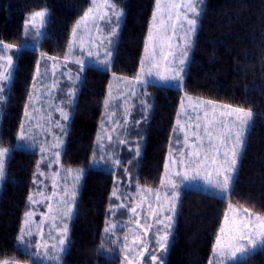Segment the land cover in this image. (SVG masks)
Segmentation results:
<instances>
[{"label":"trees","instance_id":"16d2710c","mask_svg":"<svg viewBox=\"0 0 264 264\" xmlns=\"http://www.w3.org/2000/svg\"><path fill=\"white\" fill-rule=\"evenodd\" d=\"M123 1L125 13L110 69L87 66L82 72L60 157L62 168L84 171L60 264H121V244L112 241L125 230L117 228L105 239L104 229L110 221L131 217L125 214L127 209H114L118 197L136 195L137 187L161 186L184 94L250 108L254 113L228 196L196 187L181 189L166 264H210L229 203L264 215V0H206L182 88L146 84L138 93L140 100L136 98L128 107L127 116L118 117V122L127 124L123 135L112 142L98 141L111 77L137 75L156 8V0ZM90 5L91 0H0L2 44L21 46L26 16L43 8L48 11L38 49L15 50L13 75L0 116V146L11 149L0 189V261L38 264L24 254L16 238L29 211L28 197L35 189L41 154L17 146L18 135L39 56L63 57L74 25ZM94 152L96 160L104 156L102 167L90 166ZM109 154L122 163L109 161ZM243 264H264V250L244 259Z\"/></svg>","mask_w":264,"mask_h":264},{"label":"snow or ice","instance_id":"6c2138e0","mask_svg":"<svg viewBox=\"0 0 264 264\" xmlns=\"http://www.w3.org/2000/svg\"><path fill=\"white\" fill-rule=\"evenodd\" d=\"M92 6L89 7L83 14L80 20L76 22L72 29L73 38H75L81 28H88L89 24L96 25L97 32H100L101 29L98 24V20H106L109 25L112 24V17H115L116 23L114 27H111V30L108 32L109 37H115L117 35V29L120 27V20L123 16V10L118 8L117 4L113 2V0H91ZM204 5V0H183L182 3L176 4L174 2H170L167 5H162L161 0H156V8L153 11L152 21L149 25V33L148 37L145 41V55L141 59V68L137 73L135 78V83L131 84L132 91H135L136 87L141 84H148L152 81L149 79L155 76L161 82L168 81H176L178 82L177 86H182L183 84V73L185 71V62L188 59L189 51L188 49L191 47L192 36L195 34L198 26V18L201 15L202 9ZM167 9L168 17L167 20L163 18V11ZM173 9H184L183 15L181 12H176V20H180L181 18L186 21L187 28L186 34L182 37L184 43L183 45H175V47L182 48L183 50L180 52L179 57L176 56L173 44L171 43L173 37L175 36V21L172 17ZM191 13V16L188 14ZM47 16V10H40L32 13L26 20L24 24V34L25 37H28L29 34L34 30L35 31V39L37 43L39 42V37L41 35L43 26L45 24V19ZM160 17V23L157 24V18ZM169 27L173 29V37H169L166 35ZM183 28L184 25L181 24ZM89 41H91V34L89 33ZM3 42L0 41V44ZM109 45L114 44V40L109 39ZM86 41L81 39L79 47L82 50L81 58H77L74 60V63L80 66V71L83 72L85 67L87 66L86 60L83 56L87 55V57H98V52H93L91 49L85 48ZM103 44V39L101 40V45ZM167 46L168 52L164 53L163 49ZM13 45L4 44V50L11 49ZM76 47L75 39L69 42V53L65 55V59H68V56L71 54V49ZM160 47L161 52L159 58L156 54V48ZM113 55L112 51H105V58L102 60H97L96 62L99 64H103L106 67L111 64V57ZM169 57H172L169 60ZM4 57L0 56V60H3ZM8 68L10 69L13 64V60L11 56L7 57ZM178 65V66H174ZM162 69V70H161ZM11 78V73L7 69L5 71H0V102L5 100V88L7 86V82ZM35 79V78H34ZM81 77L79 75L76 76L75 80H73V84L75 85L77 80H80ZM77 94V88H70L68 91V104L73 103L72 98ZM31 100V94H30ZM111 98V95L110 97ZM189 101V106L193 107V111H198L205 107V104L213 105V111H215V105L211 101H198L194 106L192 104V98H187ZM109 104V99L105 100V107L107 108ZM27 109V105L25 106ZM224 108L229 109L227 112H221V116L234 117V119L230 123H224L223 121H216L213 119H208V113L205 112V123L203 124V136L200 134L201 124L197 123L195 125V130H192L193 126L189 124L187 129L181 125V130L185 131L184 136V145L185 147H190L192 150L187 153L188 161L185 166L184 161V153L181 150V166H184V170H177L174 175L176 177H182L183 181L196 180L197 177L202 175V167H206V162L209 159L208 153L212 152L214 155L212 156V164L217 165L212 171L207 172L204 175V182L215 189H219L221 194H227L231 191V184L234 179V174L237 171L238 161L241 156L242 148L245 143V137L247 130L254 119L253 111L248 108L245 109L243 107H232L230 105H224ZM184 104L182 101L181 109L183 110ZM61 113V117L64 120L69 119V113L66 112L63 108L58 109ZM181 113H178V117ZM27 116V111L25 112ZM199 120L200 117L197 116ZM179 124V119L177 120ZM57 126L61 127L62 131H66L64 126L60 125L59 122ZM189 135L195 137V141L192 144H189ZM29 137H26L23 133V125H21V133L18 135L19 140H25ZM101 138L98 137V141ZM207 139V150H205L204 140ZM109 140H111V136H109ZM121 144L125 143V141L121 140ZM63 144L61 140L58 144L53 147L59 148ZM231 144L230 155L226 150L224 153V159L222 162H219L220 150L222 147ZM99 147L101 150L103 149V144H100ZM11 149L0 147V181H3L5 178V167L6 161ZM47 151L46 148L42 147L41 152ZM204 154V159L201 160V154ZM57 158L60 153L57 152L55 154ZM95 152L93 154L92 163L96 164L97 161L95 159ZM136 155L139 156V146L136 149ZM101 159H104V156H101ZM108 160L112 161L114 164L119 165L122 163L120 159H113L112 155H108ZM132 161H129L131 163ZM177 161L172 160V164L175 165ZM39 164V162H38ZM166 172L168 169V164H165ZM69 174L72 173V169L67 170ZM127 171V169H126ZM77 174L75 176V181L78 183L80 180V175L82 174V170H76ZM214 173V174H213ZM222 177V179H221ZM165 182L167 185L171 186L172 192L169 196L165 193L163 197V201L161 202L160 193H156V199L159 203L157 209H151V204H149V208L151 209V216L155 218L156 224H163L165 229L168 231H164L163 235L157 234L156 236V244L158 245L159 251L163 254L167 252L168 245L170 243L169 237L171 235V229L173 228V220L174 215L176 213L177 208V199L179 197V192L177 189L180 185L171 178V176L167 177V181L164 178L161 180V185L164 186ZM55 187V185H54ZM149 193L151 189H147ZM65 196L68 194V189H64ZM137 192H141V189L137 187ZM72 200L73 204L75 203V198L77 194L76 186L73 185L72 190ZM55 195V193H53ZM113 195H116V192H113ZM130 197H124V199H129ZM51 199V197H49ZM30 203H35L33 196L30 194L28 197ZM143 201L141 202L142 205ZM141 205H133L131 207H127V211L133 214V217H140L143 215L142 212L138 211V208ZM120 208H125L124 204L119 205ZM229 211L225 212L224 222L221 224V227L216 235V241L213 244V256L219 257V264H243V260L247 258H251V256L257 254L258 251L264 250V215L254 213L253 210L249 207L241 205L240 207H236L233 204L229 203L228 205ZM52 211L51 205H49V212ZM167 212H171L172 215H164L163 219H160L159 216L163 215ZM74 212V208L69 206L63 212L65 217L69 219L72 217ZM229 212H231V217L229 216ZM32 212L25 213V226L21 228L20 234L17 236V244L21 247L24 254H26L30 260L33 258H42L48 261H53L55 264H60L62 259V254L66 251L69 236H68V225L64 223L63 227L59 229L58 237H51V233H49L50 239L53 241L51 244L47 240L44 239L43 236V221H41L40 225H37V228L40 230V238L38 240L33 239V231L30 227L32 223ZM55 219V217H52ZM136 228H144V235H147L148 231H150L153 227L152 224L141 225L139 219L135 220ZM117 225L112 224L106 226L104 229L105 239L108 238L107 234H115V229ZM131 231V229H129ZM127 240V237H125ZM117 241L113 240L112 244H116ZM133 245H139L138 249L133 248L132 250H136L139 253V259H143L145 253L149 251V245L146 244L143 239L139 236L136 237L133 241ZM33 246L35 247V251H32ZM101 249L103 248V244H101ZM124 249L127 251L129 249V245L127 243L124 244ZM41 250L43 252L41 253ZM111 251V250H109ZM124 260L127 261V264H133L132 260L129 259L127 255H125ZM152 264H166V260L163 255H151ZM0 264H18V261L6 260L0 261ZM122 264L124 262L122 261ZM212 264V261H210Z\"/></svg>","mask_w":264,"mask_h":264},{"label":"rangeland","instance_id":"374dc122","mask_svg":"<svg viewBox=\"0 0 264 264\" xmlns=\"http://www.w3.org/2000/svg\"><path fill=\"white\" fill-rule=\"evenodd\" d=\"M121 1H123V0L118 1L119 3H117V6H118V8L123 10V16H124V13H125V6L124 5L125 4H124V1L123 2H121ZM205 1L206 0H204V4H205ZM100 2H102V0H100ZM170 2L180 4L183 2V0H161L162 5H167ZM91 6H92V4L90 5V7ZM203 7H204V5H203ZM44 9L45 8L40 9V10H44ZM40 10H37V11H40ZM37 11H34V12H37ZM177 11L181 12V14L183 15L185 10L184 9H173L172 10V17H173V20L175 21V25H176L175 26V36L173 37V29L171 27H169L166 35L169 37H173V39L171 41V43L173 45H177L174 38H180L181 39V45H183L184 41H183L182 37L185 36V34H186L187 24H186V21H184L182 18L180 20H176V12ZM34 12H32V13H34ZM32 13L28 14L26 16V19ZM162 15H163V18L165 20H167V17H168L167 9H165L163 11ZM188 15L191 16V13H189ZM47 16H48V11H47ZM47 16L45 19V24L43 26L41 35L39 37V42H40L41 37L43 36L44 27H45L46 22H47ZM123 16H122V18H123ZM81 17H80V19H81ZM122 18H121V20H122ZM121 20H120V25H121ZM151 21H152V19H151ZM115 23H116L115 17H112V24L111 25H109L106 20H98V24H99V27L101 29L100 32H97L96 25L89 24L88 28H81L75 38H73V35L71 34L70 41L75 39L76 47H73L71 49V54L68 56L67 60L65 59V55L69 53V45H68V49H67V51L63 57H58V58L51 57L50 58V57L45 56V58L43 59L42 58L43 55L39 56L38 62L40 63V66H39V69L37 67V70L35 73V81H34V84L32 87L33 92L31 91V94L34 93V95H33L34 99H31L32 100L31 101L29 98L30 104L28 101L29 106L27 104L28 110L26 109V111H27L28 115L26 116V119L27 120L29 119L30 121H32V125L38 129V132H39L38 134L44 133V136L41 139L31 138L33 146H28L25 144L23 145L21 143V140H19V139L17 142V146H19V147H24V148H29V149H32V147L38 148L40 151V154H41V163H40L38 170H37V179L35 182V189L32 193V196H33V199L35 200V203H29V205H30L29 211L33 213L32 223H31L30 227H31L33 234H34L33 235L34 240H38L40 238V230L37 228V225H40L41 221H43L44 239L47 240L49 242V244H51L53 242L50 239L49 233H52L51 237H56L59 234V229H61L63 227L64 223H67L68 230L70 229V222H71V219L73 216L69 219L68 217H65L63 215V212L69 206H72L74 208L73 200H72V198L68 199V196H69V193L72 195L71 190H72L73 185L76 186V189H78V187L81 186L82 176H83V172H84L82 168H73L72 173L69 174V172L67 171L68 169L61 167L60 157H61V154H62V151L64 148L66 136L63 137L62 133L59 130L54 132L53 128L55 127V129H56L58 120L61 117V113L58 109L63 108V107L58 106V102L56 100H53V99L56 97L55 94L57 92V89L58 90L61 89L63 82L65 80H67V81L71 80L72 81V79L73 78L75 79L77 76V72L80 69V66L77 65L76 63H74V60L77 58H81L82 50L79 47L81 39H84L86 41V44H85L86 49H91L93 52H98V54H99L98 57L97 56L87 57V55L85 53L83 58L86 60L87 66L99 67V68H102L104 70L110 69L111 64H110V66L106 67L105 65L99 64L96 61L98 59L102 60L105 58V56H104L105 51H112L114 54V46L116 45V41H117V37H118L120 27L117 29V35L115 37H109L108 32L111 30V27L115 26ZM156 23L157 24L160 23V17L157 18ZM181 24L184 25L183 28L181 27ZM198 27H199V18H198L197 30H196L195 34L192 36L191 47L188 49L189 56H188V59L184 65L185 70H186L187 64L190 60V57H191L192 48H193L194 40H195L197 31H198ZM89 33L91 34V41H89ZM148 33H149V31H148ZM34 37H35V31L33 30L29 34L28 37L24 38V42L22 43L21 46L13 45V47L11 49H8V50H4V48H3L4 44H1L0 56L4 57V59L0 60V71H5L7 69L8 71H10L11 78H12L15 60L12 59L13 65L9 69L7 57L8 56L12 57V55L14 54V50H16L17 48H18V50L21 49L22 47L23 48H30V49H38L39 42L37 43V40ZM147 37H148V35H147ZM102 39H103V44L101 45ZM109 39L114 40V44L109 45V43H108ZM166 49H167V46H165L163 49L165 54H167L165 52ZM160 52H161L160 47H157L156 48V54H157L158 58L160 56ZM144 55H145V46H144V52H143L142 57ZM112 58H113V55L111 57V61H112ZM171 59H172V57H169V60H171ZM174 66H178V65H174ZM140 68H141V63H140ZM140 68H139L138 72L140 71ZM184 74H185V71L183 73V76H184ZM81 76H82V72H81ZM136 76L131 78V77H124L121 75H112L110 83H109V88H108V93H107L106 99H109L108 106L110 109L112 108L111 111H112L113 115H115V113H116V111L114 110V108L116 107L115 102L119 101L120 102V108L125 110L127 106L130 107L129 106L130 104H132V105L134 104V102L136 101V98L138 96V93L141 91V88H143L146 85V84L138 85L136 87L135 91H132L131 84L135 83ZM11 78L7 82V86L5 88V92H4L5 100L3 102H0V116L2 113L3 104L5 103V101L7 99V91H8L10 82H11ZM47 78H49V82H46ZM149 79L152 81L151 83H154V84H161V85H165V86H169V87H173V88H177V89L182 88V86H177L178 82H176V81L161 82L155 76H153ZM110 95H111V98H109ZM188 97L196 98V99H194L196 101H193V103H192L193 106L199 100H202L205 102L209 101V100H206L203 98L194 97L192 95H186V94L183 95L181 103H180V107L178 110V113H181V114L179 115V117L177 115L176 122H175V131H174L175 132L174 133L175 139H174V142H172V147L169 149L167 159H166V161L168 162L167 164L169 165L168 166L169 168H168L167 173H166L165 181H167V177L169 176L168 174L172 171V169L176 168L178 165H180L181 150H183V153H184L183 158H184V161L186 162L185 166L187 164V160L189 159L187 156V153L192 150L190 147H185V145H184L185 131L181 130V125H183L185 129H187V126L189 124H191L193 126L192 130H195V125L197 123H200L202 126L200 129V134L203 136V124L205 123V119H204L205 112L208 113V119H210L209 117L212 114L216 115L213 111V107L211 106V109H209V106L207 104H205V107L203 109H200L198 111H193V107L189 106V101L187 99ZM31 98H32V95H31ZM137 99L140 100V98H137ZM182 101L184 104L183 110L181 109ZM217 104H219L218 108L221 109V106L223 104H220V103H217ZM49 106L53 107V108H50ZM108 106H107V108L106 107L105 108L108 109ZM224 110H225L224 112L229 111V109H227V108H224ZM221 112L222 111L219 110L218 114L220 115ZM54 115L57 116V120L54 119ZM197 116L200 117L199 120L197 119ZM178 119L180 121L179 124L177 123ZM233 119H234V117L225 116V123H230ZM217 121H219V118ZM28 126H30L29 122L23 123V133L25 134V136L30 137L27 135L28 133L25 131V129L28 128ZM20 133H21V130H20ZM99 136L101 137L100 140H102L103 138L105 139V128L101 130V133ZM31 139H29V140H31ZM61 140L63 141V144L59 148L53 147L54 145L58 144ZM105 140L109 141V136H107ZM194 141H195V137L189 135V144H192ZM205 141L206 140H204V142ZM42 147L46 148L47 151L42 153L41 152ZM224 147L226 148L225 151L227 150L229 155H230L231 144H228ZM3 148H5V147H3ZM57 152L60 153L58 158L55 155ZM208 156H209V159H212V156L210 154H208ZM200 159L201 160L204 159L203 153L201 154ZM221 159H223V156H221ZM172 160L177 161V163L175 165H173ZM96 161H97L96 164H93L91 161L90 166L91 167H100V166L102 167L103 161L102 160H96ZM207 163H208V161L206 162V165H207ZM76 170H82V174L80 175V180L78 183L75 181V176L77 174ZM221 179H222V177H221ZM2 182L3 181H0V189L2 186ZM181 184H183V183H181ZM54 185H55V187H54ZM185 187H196V188L202 189V190H208L209 188H207V187L213 188L210 185L206 184L205 182H202V183L198 182V183H194L190 186H185ZM65 188L68 189V194L64 198L63 196H65V192H64ZM140 188H141V192H137L136 195H132V196H129V194L127 195V197H130L129 198L131 200L130 202H127L129 199L127 200V199L118 197V200H116L114 209H118V210L120 209L123 212V210L127 209V207H131L133 205H141V202L143 201L141 207L138 208V211L142 212L143 215H141L140 217H133V214L127 211L125 214L126 215L130 214L131 215L130 218L125 217L121 221H119L118 223L115 221H110L106 225V226H109V225L115 224V225H117L116 229L117 228H123L125 230L124 233L116 234V236L114 238L117 241V243L121 244L122 261L124 262V264H127V261L124 260L125 255H127L129 257V259L132 260L133 264H152L151 255H158V256L163 255L164 259L166 260L169 245H170V243H169L166 253L162 254L159 251L158 245L156 244V236H157V234L163 235L164 231H168V229H165L163 224H156L155 218H153L151 216L150 211H151V209H157L159 206L160 202H158L156 199V193L157 192L160 193L161 202H162L165 193H167L169 196L171 195V192H172L171 186L167 185V182H165V185L164 186L161 185L159 188H147V187H140ZM147 189H151V192L149 193L148 191H146ZM180 189H181V186L177 189V191L179 192V197L177 199V207H178L180 195H181ZM211 191H215L217 195H220L223 197L228 196L227 195L228 193L227 194H221L219 189H211ZM53 193H55V195H53ZM36 196L38 198H36ZM49 197H51V199H49ZM124 197H126V196H124ZM45 200H47L48 203H46ZM121 204H124L126 207L120 208L119 205H121ZM149 204H151V209L149 208ZM49 205H51V207H52L51 212H49ZM42 209H43V211H42ZM59 209H61V211H58ZM176 211H177V208H176ZM227 211H229V208ZM254 213H256V212H254ZM164 215H172V213L165 211V213L163 215H160L159 218L163 219ZM175 215H176V213H175ZM175 215H174V219H175ZM37 216H38V218H37ZM229 216L231 217V212H229ZM52 217H55V219H53ZM25 219H24L23 227L25 226ZM136 219H139V222L141 225H145V226L147 224L153 225L152 229L150 231H148L147 235H144V228H140V229L136 228V223H135ZM223 222H224V220H223ZM173 228H174V220H173ZM173 228L171 229V235L173 232ZM116 229L114 230L115 233H116ZM129 229H131V231H129ZM68 235H69V231H68ZM171 235L169 237L170 241H171ZM137 236H139L141 239H143V241L146 244L149 245V251L145 253V256L143 259H139L138 251L132 250L134 247L137 249L139 247V245H135V246L133 245V241H134V239H136ZM125 237H127V240H125ZM125 243H127L129 245V249L127 251L124 249ZM32 250H34V251L36 250L34 246H33ZM42 252H43V250H41V253ZM35 259H36V262L38 264H55V262H53V261H48V260L43 259L42 255H41V258H35ZM2 261H6V260H2ZM122 261H121V264H122ZM211 261H212V264H219V257L213 256ZM18 264H29V263L18 261Z\"/></svg>","mask_w":264,"mask_h":264},{"label":"crops","instance_id":"0c3cea01","mask_svg":"<svg viewBox=\"0 0 264 264\" xmlns=\"http://www.w3.org/2000/svg\"><path fill=\"white\" fill-rule=\"evenodd\" d=\"M174 39H175V42L177 43V45H181V39L180 38H174ZM173 46H174V49L173 50L175 51V54L178 57L180 55V51L182 50V48L175 47V45H173ZM0 47H1V44H0ZM16 50H18V48ZM165 52L166 53L168 52V48L166 49ZM14 53H15V50H14ZM42 58L44 59L45 56L43 55ZM12 59L15 60L14 54L12 55ZM39 66H40V63L38 62V66H37L38 69H39ZM77 75H79L81 77V71H80V69L78 70ZM73 80H75V79L73 78L72 81L71 80H69V81L65 80L63 82V85H62L61 89L60 90L57 89V92L55 94L56 97L53 99V100H56L58 102V106L63 107L64 110L69 113V119L68 120H64L62 117H60L59 120H58L59 124L62 125V126H64V128L66 129V131H62L59 126H57L56 129H55V127L53 128V131L54 132L59 130L62 133V136L63 137L66 136V132H67L68 125H69V122H70L71 117H72V111H73V107H74L75 102H76V99H77L78 90H79L80 81H81V79L80 80H77L76 83H75V85H74L73 84ZM34 81H35V79H34ZM46 82H49V78H47ZM73 87H76L77 88V94H76L75 97L72 98L73 103L68 104L67 103V101L69 99V97H68V91H69L70 88H73ZM143 88H141V90ZM31 91L33 92V90H31ZM31 95H32V98L31 99H34L33 98L34 93L31 94ZM194 99H196V98H192V103H193V101H196ZM199 101H202V100H199ZM29 104H30V101H29ZM29 104H28V106H29ZM115 104H116V107L114 108V110L116 111L115 115L112 114V111H111L112 108L110 109L109 106H108V109H106V111H105V119H104L105 139H106L107 136H111V140H109L110 142H112L114 140H117L118 137H121L123 135L124 130H126V126H127V124H125L126 123L125 120H123V121L121 120L120 122H118V117H120V119H122L124 116H127L126 113H127L128 106L126 107L125 111H122L123 109L120 108V102L117 101V102H115ZM213 104L215 105V111H214V113L216 115H213L212 114L209 118L210 119H213L214 118L216 121L219 118V121H223L225 123V116H221V115L218 114V111L219 110H221L222 112L225 111L223 105L221 106V109H219L218 108V105L219 104H217V103L215 104V102H213ZM131 105L132 104H130L129 106H131ZM207 105L209 106V109H211V106L213 107V105H209V104H207ZM50 108H53V107H50ZM27 110H28V107H27ZM54 119L57 120V116L56 115H54ZM24 122H26V123L29 122V125L30 126H28V128H26L25 131L28 133L27 135L30 136V137L27 138V139H25V140H21V143L23 145L25 144V145H28V146H33L32 145V139L31 138L41 139V138H43L44 133L38 134L39 133L38 132V129L35 126L32 125V121H30L29 119L28 120L26 119V115H24ZM29 139H31V140H29ZM205 140H206L204 142V144H205V150H207V144H208V142H207V139H205ZM32 149H37V151L40 153V151H39L38 148H33L32 147ZM225 149H226L225 147H222L221 150H220L219 162H222L223 159H224ZM208 154H210L211 156L214 155V153H212V152H209ZM221 156H223V159H221ZM166 163H168V162L166 161ZM215 167H217V165L212 164V159H209L206 167H202V175L200 177H197L196 180L183 181L182 180V177H176L174 175V173L177 170H180V171H183L184 170V166H181V164L178 165L176 168H173L172 171L168 175L171 176V178L174 179L181 186V189H183V188H185V186H190V185H192L194 183H198V182H200V183L204 182V178H203L204 175L207 172L212 171ZM166 173L167 172H166V168H165L164 174H163V178L164 179L166 177ZM181 183H183V184H181ZM207 188H209L210 190L211 189H215V188H210V187H207ZM78 192H79V187L77 189V194H78ZM77 194H76V196H77ZM63 197L65 198L66 196H63ZM36 198H38V197L36 196ZM70 198H72V195L69 193L68 199H70ZM75 200H76V198H75ZM45 202L48 203L47 200H45ZM42 211H43V209H42ZM58 211H61V209H59ZM37 218H38V216H37ZM56 237H58V235Z\"/></svg>","mask_w":264,"mask_h":264}]
</instances>
